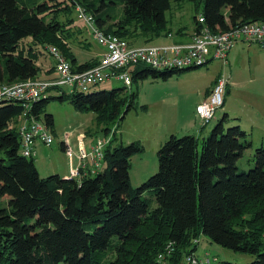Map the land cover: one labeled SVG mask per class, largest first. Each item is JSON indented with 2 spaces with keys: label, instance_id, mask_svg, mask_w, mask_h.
Wrapping results in <instances>:
<instances>
[{
  "label": "trees",
  "instance_id": "obj_1",
  "mask_svg": "<svg viewBox=\"0 0 264 264\" xmlns=\"http://www.w3.org/2000/svg\"><path fill=\"white\" fill-rule=\"evenodd\" d=\"M183 1L0 0V86L41 79L52 46L79 70L95 65L97 58L78 64L72 52L73 38L81 47L88 45L74 27L80 9L93 14L105 33L145 44L164 38L165 44L174 36L166 13L172 3ZM189 1L198 14L195 32L203 27L200 19L219 32L264 22V0ZM118 4L123 17L114 23L110 5ZM177 34L184 35V29ZM189 70L144 67L136 70L134 82L150 77L167 81ZM47 73L48 79L55 73L54 63ZM89 90L41 98L31 114L40 119L57 99L94 112L98 124L99 119L107 122L109 132L137 109L138 92L124 96L121 89ZM23 112L19 102L0 104V264H159L169 244L175 249L169 264H187L189 256H198L196 241L203 236L223 248L256 255L252 264H264L263 244L238 228V221L250 214L264 230V144L256 146L254 168L239 171L238 161L254 145L239 125L226 128L231 120L227 114L203 141L189 133L171 136L158 151V172L134 188L131 160L144 147L139 142L124 145L117 135L106 146L96 173L80 179L41 177L35 158L21 152L18 124ZM45 123L54 129L51 114Z\"/></svg>",
  "mask_w": 264,
  "mask_h": 264
},
{
  "label": "rangeland",
  "instance_id": "obj_2",
  "mask_svg": "<svg viewBox=\"0 0 264 264\" xmlns=\"http://www.w3.org/2000/svg\"><path fill=\"white\" fill-rule=\"evenodd\" d=\"M110 6L113 9L112 16L115 18L114 23H117L123 17V8L119 4ZM197 16L198 14L195 12L191 1L185 0L179 3H172V8L166 13L170 27L174 32V37L171 38L172 43H177L176 40L186 38L195 32V18ZM74 27L80 28V36L85 37L88 43L86 47H81L76 42V38H73L71 48L78 64L88 63L106 51V48L95 39L92 31L87 28L84 21L77 19ZM181 28L184 29V35L177 34ZM128 41L131 43L135 42L136 44L134 45L137 46L145 44L143 40L132 41L128 39ZM161 42H168V40L161 38L153 44H161ZM239 45L242 51L236 53L233 64L228 63L229 54L226 63H224L225 61L219 62L213 59L205 66L184 71L181 74H174L167 81L150 77L134 82L130 89L121 81L111 80L105 84L91 87L89 92L121 89L124 92V96L138 92V98L135 102L137 109L132 108L125 115L120 126L118 127L116 124H113L109 127V132L106 130L107 122H102L103 119H99L101 124H98L97 115L94 112H83L68 102H61L57 99L51 100L45 112L41 114L39 121L45 124L47 114H51L54 117L55 127L53 129L54 133H52L54 143L52 147L47 146L51 148H47L43 142L38 141L37 157H34L37 164L38 160L40 162L38 169L40 175H42L41 177L46 178L58 174L51 173V169L54 172L56 170L54 168L56 167L62 174H67L70 170L71 167L68 161L71 158L68 160L66 157L67 152L63 150L62 146L63 140L69 143L67 146H71L73 152L79 151L81 140H83L84 146V142L88 146L91 143L94 146L101 143L102 150L105 151L108 143L117 135L124 145L139 142L144 147V151L135 155L131 160V182L134 188H139L158 172V151L171 136L174 135L181 138L188 134L185 131L194 132L193 134L197 135L199 122H197L196 127L190 126L191 113L196 111L197 103L205 98L211 84L219 78L228 80L227 87L229 91L233 92L229 106L235 107L236 110L242 109L244 110V114L249 113V115L250 113L261 112L264 109V44L239 42ZM52 62L51 58L44 62L45 70L41 73L42 80L48 79L46 78L48 75L47 71L53 66ZM54 75L55 73L49 74L51 76L49 79H54ZM236 91L237 94L235 93ZM64 92L70 94L72 93V89L66 86L53 88L46 96L58 98ZM227 95L226 92L225 100ZM224 109L225 106L218 110L215 118L211 121V125L207 127L210 129V132L216 126H212L214 121L217 124L225 116ZM125 112L126 109L124 108L123 113L125 114ZM218 119L219 121L217 122ZM232 119L234 118H231L229 123L226 124V128L237 126V124H232L234 122ZM262 122L264 123L263 113H261L260 119V123ZM245 123L246 117L244 115ZM185 127L187 129L183 131L181 128ZM209 135L210 133L205 138ZM85 136L87 137L86 140H84ZM199 138L200 141H203L204 137ZM256 149V146H254L245 151L243 157L238 161L239 171L248 172L254 168V153ZM50 157H52L51 164H48L47 161ZM79 167V165L75 167L74 170L76 171L74 172H77ZM81 176L84 175L81 174ZM144 196L150 198L148 193ZM156 206L157 204L154 203L152 208ZM238 228L248 236L259 240L264 246V230L253 220L252 215L245 214L238 221ZM198 244L199 251L197 253L199 257L209 254L212 257H216L219 261H227L233 264H252L257 259V256L253 254L240 253L223 248L204 236L200 238ZM174 250L170 254H167L166 250L164 253H161L158 257V263L169 264L168 258L174 254ZM162 255L163 258H160Z\"/></svg>",
  "mask_w": 264,
  "mask_h": 264
},
{
  "label": "built area",
  "instance_id": "obj_3",
  "mask_svg": "<svg viewBox=\"0 0 264 264\" xmlns=\"http://www.w3.org/2000/svg\"><path fill=\"white\" fill-rule=\"evenodd\" d=\"M78 18L84 21L92 31L95 39L106 48L92 67L79 70L56 47L49 48V54L54 63V79H28L15 84L0 86V104L6 101L21 103L24 112L18 124L21 136V152L24 157H32L38 141L46 146L54 143L50 129L39 119L31 114L33 105L41 98L47 97L53 88L68 87L75 91H87L91 87L117 80L124 83L127 88L134 84V73L137 69L149 68L157 72H171L175 70L192 69L207 65L211 60L227 61L228 55L239 42L264 44V22L245 23L230 29L227 32L211 31L204 26L205 21L200 19L203 27L200 31L187 36L190 41L186 43L144 44L137 46L124 38L112 33H105L95 23L94 15L79 10ZM186 37V38H187ZM172 38V37H171ZM135 68V69H133ZM228 80L219 78L216 80L207 98L197 105L196 114L204 125L209 124L218 110L225 103ZM102 144L93 145L88 150L81 141L79 159L81 168L86 171L89 164L94 171L102 167L104 158ZM67 154H72L71 147L67 148ZM79 175L73 172L72 177ZM196 243H199L196 241ZM174 247L172 244L166 248L170 254ZM163 258V255L160 256ZM188 264H222L216 257L205 254L203 257L187 258Z\"/></svg>",
  "mask_w": 264,
  "mask_h": 264
},
{
  "label": "crops",
  "instance_id": "obj_4",
  "mask_svg": "<svg viewBox=\"0 0 264 264\" xmlns=\"http://www.w3.org/2000/svg\"><path fill=\"white\" fill-rule=\"evenodd\" d=\"M190 39H191L190 37H187V38L176 40V42L186 43V42H189ZM237 45L231 51V53L229 55V62L228 63H230V64L231 63L233 64L234 57H235L236 53L242 51L241 46L239 44H237ZM215 81L211 84L210 88L207 90L205 98L202 101H200L199 103H197V105L200 104L201 102H203L207 98V96L209 95L211 89L213 88V85H214ZM235 93L237 94V91ZM227 94L228 95L226 97L225 104H224V106H225L224 112L229 116V118H234V119L237 118L236 123L234 121V122H232V124H237L242 129H244L246 132H248L251 135L248 138L251 139V142L253 143L254 146H260V144L261 145L264 144V123L263 122L260 123L261 113L264 114V112H263L264 109L261 110V112L250 113V115H249V113L244 114V110H242V109L241 110H236L235 107L229 106L230 98H231L233 92H231V90L229 91L228 87H227ZM197 105H196V107H197ZM244 115L246 117V123L245 124H244ZM218 116H219V113H218ZM218 116H217V118H218ZM234 119H232V120H234ZM189 122H190L189 124H190L191 127H196L197 126V122H199V125L197 126V128L199 127V130L197 132V135H199V137H205L206 135H208L210 133V129L207 128V127H209L212 122H210L207 125H204L202 123V121L200 120V118L197 116L196 111H194V113H191ZM213 124H215V121H214ZM181 129H183V131H184V129H187V128L185 127V128H181ZM53 133H54V131H53ZM185 133L193 134L194 132L185 131ZM86 139H87V137L85 136L84 140H86ZM81 141H83V140H81ZM64 142H65L66 145L69 144L66 140H63V143ZM84 143H85V147L88 148V149L93 145V143H91L90 146H88L86 144V142H84ZM45 147H47V146H45ZM51 147H47V148H51ZM37 149H38V144L36 145V156L35 157H37ZM66 157H67L68 160H69V158H71L68 161L69 166L71 167L70 170L68 171L69 173L67 172V174H62V173H60L58 171L59 169L56 167V168H54V169H56V170H54V172L51 169V173L52 174L58 173L59 175L67 178L69 175H71V173L76 171V170H74L75 167H77L78 165L79 166L81 165V163H80L81 161L79 159V151H74L73 152V156L72 155L71 156L66 155ZM51 158L52 157H50L48 159V161H47L48 164H51ZM39 163L40 162L38 160V164L36 163L37 168L39 166ZM72 167H74V168H72ZM88 168H90L91 170L94 169L92 166H90ZM198 251H199V248H198ZM197 255H198V253H197Z\"/></svg>",
  "mask_w": 264,
  "mask_h": 264
},
{
  "label": "clouds",
  "instance_id": "obj_5",
  "mask_svg": "<svg viewBox=\"0 0 264 264\" xmlns=\"http://www.w3.org/2000/svg\"><path fill=\"white\" fill-rule=\"evenodd\" d=\"M174 37V36H173ZM172 40V39H171ZM171 40H170V43H172L171 42ZM197 68H199V67H197ZM192 69H196V68H192ZM217 80V79H216ZM216 82V81H215ZM215 84V83H214ZM40 120V119H39ZM45 125H46V123H45ZM50 129V128H49ZM53 130H51L50 129V132H51V134L53 133L52 132ZM109 144V143H108ZM37 145V144H36ZM64 151H66L67 152V148H68V146L65 144V142H64ZM52 146V145H51ZM71 147V146H70ZM72 149V148H71ZM88 149V148H87ZM90 150V149H89ZM35 153H36V147H35ZM72 153H73V150H72ZM105 153V152H104ZM66 155H68V154H66ZM72 155V154H71ZM70 155V156H71ZM69 156V155H68ZM32 157H35V154H34V156H32ZM81 163V162H80ZM90 166H92L91 164H89L88 166H87V168L88 167H90ZM102 168V167H101ZM77 172H79V175L78 176H76L75 178H77V179H80L82 176H81V174H83L84 176H86V175H88V173H96V171H94L93 169L91 170L90 168H88L86 171H84L82 168H81V165H80V168L78 169V171ZM70 177H72V173H71V175H70ZM197 257H199V256H197ZM186 261H187V259H186Z\"/></svg>",
  "mask_w": 264,
  "mask_h": 264
}]
</instances>
